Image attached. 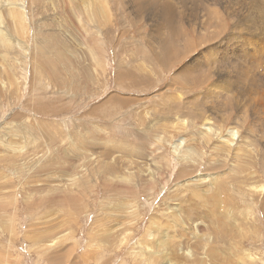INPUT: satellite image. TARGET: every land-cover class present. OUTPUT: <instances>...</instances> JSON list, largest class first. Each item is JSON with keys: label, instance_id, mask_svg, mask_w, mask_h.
<instances>
[{"label": "rangeland", "instance_id": "374dc122", "mask_svg": "<svg viewBox=\"0 0 264 264\" xmlns=\"http://www.w3.org/2000/svg\"><path fill=\"white\" fill-rule=\"evenodd\" d=\"M262 38L264 0H0V264H264Z\"/></svg>", "mask_w": 264, "mask_h": 264}, {"label": "bare ground", "instance_id": "6f19581e", "mask_svg": "<svg viewBox=\"0 0 264 264\" xmlns=\"http://www.w3.org/2000/svg\"><path fill=\"white\" fill-rule=\"evenodd\" d=\"M155 4V3H154ZM166 5H168V4H166ZM144 7L143 6H140V5H137V13L139 14V12L143 9ZM163 8V7H162ZM167 8V7H166ZM13 13V12H12ZM3 35V34H2ZM262 39H264V38H262ZM161 42L163 43V41L161 40ZM168 42V41H167ZM153 43V42H152ZM189 43V42H188ZM190 45V44H189ZM169 46V45H168ZM157 47V46H156ZM164 47V46H163ZM162 47V48H163ZM142 48V47H141ZM150 48V47H149ZM158 48V47H157ZM169 48V47H168ZM151 49V48H150ZM160 49V48H159ZM165 49V48H164ZM163 49V50H164ZM170 49V48H169ZM166 50V49H165ZM168 51H170V50H168ZM138 52V51H137ZM163 52V51H162ZM167 52V51H166ZM140 53V52H139ZM161 54V57H162V53H160ZM143 55V54H142ZM165 55H166V53H165ZM170 56V55H169ZM172 56V55H171ZM160 56H156L155 55V60L156 61H159L160 59H162V58H164V56L161 58ZM165 58H166V56H165ZM142 59H143V57H142ZM145 59V58H144ZM147 59V58H146ZM257 61V60H256ZM150 62V61H149ZM143 63V62H142ZM156 64V63H155ZM179 75V74H178ZM183 76H186V74H185V71H182V74L179 76V77H183ZM176 78H178V77H176ZM132 79H133V81H136L137 79H135V78H133L132 77ZM185 79V78H184ZM176 80V79H175ZM182 85H183V83H182ZM186 85V84H185ZM207 119V118H206ZM207 121V120H206ZM184 123V122H183ZM220 129H222V128H220ZM220 129L219 130H214V129H212V128H210L209 126H208V124H205V122H204V125H203V127H202V130L203 131H206L204 134L206 135V138H205V142H208V141H210V139H211V137L213 136V137H215L216 139H217V143H220V141H224V140H229L230 141V144L231 145H237V146H239V148L241 147V144L242 143H244L245 141H247V140H245V138L244 137H242L241 135H239L238 134V132L237 131H234V127L232 128H229L228 130H227V132H226V134L225 135H223V132H221L220 131ZM201 130V131H202ZM203 133V132H202ZM201 134V133H200ZM251 137V136H250ZM203 139V138H202ZM251 139V138H250ZM88 140V139H87ZM255 140V139H254ZM253 140V141H254ZM233 141H234V144H233ZM261 143H263V141H264V138H262L261 140ZM179 142V141H178ZM182 142V141H181ZM178 145V144H177ZM181 145V144H180ZM179 146V145H178ZM253 146V152L255 153V154H257V149L258 148H256V146H255V144L254 143H252V142H250V144L248 145V147L249 148H247V149H250L251 147ZM172 150H173V153H176V155H178L179 156V151H178V148H177V146L176 145H174L173 147H172ZM91 151V150H90ZM247 155L249 156V157H251L252 156V154H250V153H247ZM59 185V184H58ZM258 188V186H255V188ZM260 187V186H259ZM261 187L263 188V186L261 185ZM261 189V188H260ZM75 191V190H74ZM260 191V190H259ZM262 191L264 192V189H262ZM262 192V193H263ZM247 193V192H246ZM260 194V193H259ZM255 195V194H254ZM217 196V195H216ZM264 196V195H263ZM262 196V197H263ZM261 197V196H260ZM262 197L260 198V199H262ZM262 202H263V204H264V197H263V199H262ZM260 203V202H259ZM83 204V203H82ZM82 206V205H81ZM264 215V214H263ZM2 222V221H1ZM27 234V233H26ZM149 235V234H148ZM151 237V236H150ZM56 255V254H55ZM142 258V257H141ZM140 260V259H139ZM82 262V261H81Z\"/></svg>", "mask_w": 264, "mask_h": 264}, {"label": "crops", "instance_id": "0c3cea01", "mask_svg": "<svg viewBox=\"0 0 264 264\" xmlns=\"http://www.w3.org/2000/svg\"><path fill=\"white\" fill-rule=\"evenodd\" d=\"M132 63V62H131ZM133 64V63H132ZM134 65V64H133ZM185 80V79H184Z\"/></svg>", "mask_w": 264, "mask_h": 264}]
</instances>
